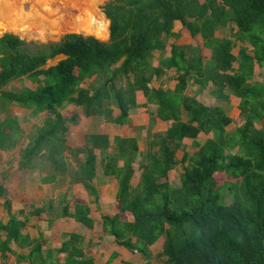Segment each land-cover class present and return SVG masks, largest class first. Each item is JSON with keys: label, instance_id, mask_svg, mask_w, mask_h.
<instances>
[{"label": "trees", "instance_id": "16d2710c", "mask_svg": "<svg viewBox=\"0 0 264 264\" xmlns=\"http://www.w3.org/2000/svg\"><path fill=\"white\" fill-rule=\"evenodd\" d=\"M102 10L109 20L107 41L77 33L41 45L12 33L0 37V151H9L21 139L19 119L1 117L9 106L32 110L36 116L46 113L24 148L20 167L34 170V161L37 166L48 162L53 172L42 178L45 183L68 173L97 204L96 181L113 177L119 212L103 215L102 226L116 244L149 259L150 247L164 238L159 254L166 258L163 264H264V80L252 82L255 66L264 67V0H109ZM177 20L193 36H202L211 57L205 60L200 47L173 45L171 56L155 68L153 55L165 49ZM227 27L233 39L215 36ZM238 42L252 49L241 47L235 56ZM58 56L64 59L46 67ZM163 69L176 70L174 90L150 87ZM26 80L36 86H11ZM88 80L87 87L81 86ZM191 80L202 88L212 84L217 100L228 101L230 94L240 97L242 126L228 131L233 120L222 107L206 106L187 95ZM138 91L157 105V117L170 122L165 133L152 134L146 154L140 153L136 137L115 136L112 144L108 135L89 134L82 148L66 144L69 123L76 122V115H62L66 104L81 108L86 117L123 126L131 123L130 115L140 106ZM200 133L214 137L194 142L198 150L184 152L178 160L183 140H196ZM139 156L142 172L134 187ZM179 164L183 172L180 184L174 185L169 173ZM218 173L230 181L218 184ZM5 191L0 183V196ZM222 191L233 196L230 204L222 202ZM4 207L8 217L0 219L1 258L10 254L17 263L95 264L84 252L82 235L67 234L60 247L44 249L43 235L22 233L25 212L19 211L23 219L13 213L8 199ZM90 213L88 204L78 203L74 212L65 206L62 215L91 228L95 221ZM12 245L27 251L17 253Z\"/></svg>", "mask_w": 264, "mask_h": 264}, {"label": "rangeland", "instance_id": "374dc122", "mask_svg": "<svg viewBox=\"0 0 264 264\" xmlns=\"http://www.w3.org/2000/svg\"><path fill=\"white\" fill-rule=\"evenodd\" d=\"M36 1V0H34ZM45 0H37V2H42ZM53 2V0H50ZM59 1L63 6L67 5L69 9L74 10L73 12H78L79 16L84 20L86 15V10L90 8V3L92 0H55ZM96 1V0H95ZM109 0H97V4L92 5L94 9H97L100 13H103L102 6ZM204 2L205 0H200ZM17 2H27V0H17ZM84 5V6H83ZM52 7V5H50ZM74 6V7H73ZM33 8V7H32ZM73 8V9H72ZM86 10H83L85 9ZM9 8H6V11ZM22 9H25L23 5ZM79 10V11H78ZM61 15V14H60ZM22 16V14H21ZM26 25L30 24L31 32L28 35H21L13 30H5L0 32V35L5 33H12L19 36L21 39L26 40L28 43H35L38 45L41 44H49V43H57L59 42L66 34L69 33H77L82 34L84 36H94L102 41H107L109 37V20H108V33L107 37H97L94 34H85L83 32H79L76 30V27L69 22V18L65 17L64 20L62 19L60 22V26L52 27L54 34L50 35L48 38H43L38 35L39 25L36 23H32L31 17H24ZM57 18V16L55 17ZM54 18V19H55ZM61 19V18H60ZM50 21V20H49ZM21 22V19H20ZM221 36H224L225 33H220ZM167 41V40H166ZM64 59V56H58L55 59L48 61L46 67L56 65L60 60ZM255 81H262L263 74L256 75L254 77ZM88 80L85 83H82L81 86L87 87L89 82ZM123 81L122 84H124ZM29 86L35 87L36 85L31 83L29 80H26L22 83L16 81L13 82L11 86L20 88L21 86ZM157 85V84H156ZM10 88V87H9ZM139 94H141L139 92ZM137 95V94H136ZM152 109V108H151ZM148 109L146 112L147 114L153 115L154 109ZM62 115L65 118H70L76 115V122L69 123V129L65 133V141L66 144L73 148L78 149L82 148L86 145L87 140L86 136L89 134H96V132L100 131L101 124L106 123L107 121L103 117H86L82 112L81 108L76 107L72 104H66L64 108L60 109ZM116 111V109H115ZM116 112L119 113L117 110ZM136 112V110L134 111ZM133 112V113H134ZM143 114L145 111L141 109L139 111ZM157 114V113H156ZM154 113L150 124L151 130L150 132H146L147 129L143 128V124L139 126H134L133 123L128 124L125 127V131H123V135L127 136H135L138 139V143L140 146V153L146 154L150 147V142L152 140V129L155 126V117L157 116ZM5 116L16 117L19 119L20 128L22 129L21 139L18 145L11 148L9 151L1 152L0 151V181L5 186V194L4 196H0V219L3 221L7 220L8 214L4 207V201L8 199L11 202L12 212L17 213L20 218H25V215L28 217L27 224L24 227L22 233L29 234L31 238H39L40 234L43 235L41 238L43 240L44 249L49 248H58L61 246L62 242L66 240L68 237L65 236L70 233L80 234L83 237V243L85 246V240L89 238H98L102 236L104 238L113 237L109 236L103 230L102 226V216L103 215H111L118 212V204L115 200V191H116V181L111 178H103L96 181L97 190L99 194L98 204L94 202V197H92L88 191L81 185L75 184L72 182L71 176L68 175H58L57 179L52 183H45L42 178H46L53 172L52 166L48 162H43L42 165L37 166L36 161H34L36 168L34 170L22 168L20 167V161L22 160V154L24 152V148L30 142L32 138V134L34 133L36 127L42 126L43 121L48 116L46 113H41L39 115H33L32 110H27L23 108H19L16 106H9L5 112L1 113V117L4 118ZM147 117V116H146ZM258 125V124H257ZM260 126V125H259ZM232 128L228 126L226 129L229 130ZM120 129V128H119ZM209 135V134H208ZM204 136V135H203ZM214 137V134H211V138ZM205 138V136H204ZM114 139V138H113ZM204 140V139H202ZM113 144V141H112ZM184 146V144H183ZM184 151H195L196 148L190 143H186ZM183 148V147H182ZM180 150V149H179ZM198 150V149H197ZM237 151V149H235ZM97 156L99 157V161L101 160L100 152L98 150L95 151ZM195 152L188 153L192 155ZM179 156L184 154L182 149L179 151ZM65 156L70 158L69 150L65 152ZM82 157V156H80ZM142 157H138V163H136V167H139V162L141 161ZM38 160V159H37ZM38 162V161H37ZM71 162V160L69 161ZM72 165L75 166L76 163L72 162ZM139 169V168H138ZM69 170V169H68ZM67 170V171H68ZM98 171H101L99 168ZM183 171V167L181 165L177 166L175 171L170 174L169 182L174 185L180 184V175ZM71 173V171H70ZM140 172H137L136 178L133 181V184L136 185L137 181H139ZM218 184H223L224 182L230 181V179L226 178L225 174H218L217 175ZM232 181L236 182V180L231 179ZM101 182V183H100ZM115 184V186H114ZM225 190V189H224ZM222 202L230 204L234 198L233 196H229L226 194L225 191H222ZM88 204L91 208L90 216L95 220L93 227H88L79 222L75 221L73 218L65 217L62 215L63 208L67 206L71 212H74L76 204ZM51 205V206H50ZM38 208H46V210L40 215H32L35 209ZM24 211L25 215H20L19 211ZM62 215V216H61ZM58 216V218L56 217ZM50 218H52V223L50 224ZM127 219V217H123ZM132 220V217H129V220ZM16 252H24L21 251L17 246H13ZM153 247V251L155 255L151 256L147 260L143 256L140 258L141 263L144 261L148 264H163L165 261V257H161L158 255L163 249V239L161 240L160 244H156ZM27 250H25L26 252ZM151 251V250H150ZM139 254V253H138ZM5 259L2 258L3 262L0 264H17L16 258L14 256L6 255ZM29 264V263H25Z\"/></svg>", "mask_w": 264, "mask_h": 264}, {"label": "crops", "instance_id": "0c3cea01", "mask_svg": "<svg viewBox=\"0 0 264 264\" xmlns=\"http://www.w3.org/2000/svg\"><path fill=\"white\" fill-rule=\"evenodd\" d=\"M231 27L234 28V32L237 30L234 25H232ZM231 27L219 29L218 31H216L215 36L218 38H232L233 39V37L231 35L232 34ZM172 31H173L174 35L167 38L165 49L162 51H156L154 53L153 59H152L153 67H155V68L159 67L161 60L169 58L171 56V49H172L173 45L200 47L201 51H202V55L204 56V59L205 60L210 59L212 51L210 49L204 47L203 38L200 34L193 36L191 34V32L183 25V23L181 21H178V20L174 22V27H173ZM222 32L225 33L224 36L220 35V33H222ZM244 46L248 47L249 50L252 49L248 44L244 45V44L238 42L235 49L233 50V54L235 56H237L240 48L244 47ZM163 71H164V73L161 76H154L153 77V80L150 83V87H153L156 89L163 88L166 90L167 89L174 90L177 83H178L176 70L175 69H170V70L163 69ZM257 74L258 75L263 74V80H264V67L261 68L258 65H256L255 69H254V77ZM254 77H253L252 82H262L263 81V80L262 81H255ZM213 90H214V87L212 84H209L205 88H202L200 85L195 84L193 82V80H191L186 94L196 97V99L199 102H201L202 104H204L206 106H214V107L220 106V107H222L226 111L227 115L230 118H232V120H233V122L231 124L232 128L229 129L228 131L235 130L238 127L242 126L244 120L241 117V110L239 109V105L241 102L240 97L233 95V94H230L228 101H220V100H217L214 97V95L212 94ZM139 92L141 94H139ZM137 103L140 106L136 109V112H134L130 115L131 123H133L134 126H139V125L143 124L142 125L143 128L147 129L146 132H148V131L150 132V130H151L150 124L152 122H154L153 120H151V118H152V116H154V113L155 114L157 113V105L153 104V103H148L147 99L144 96V93L142 91L137 92ZM151 108L154 109L153 115H151L150 113L147 114V112H146L148 109L153 111ZM141 109H143L145 111L143 114H141L139 112ZM116 111H115V115H118L119 113ZM183 116H184L183 120L187 121V116L185 114ZM155 121L156 122H155L154 128L152 129V134L165 133L168 130V128L170 126V122L163 121L157 116L155 117ZM231 125H229V126H231ZM259 125L260 124H258V125L256 124V127L261 128L262 125H260V126ZM127 126L128 125L120 126V125H117L114 123L106 122L104 124H101V126H100L101 129L99 132H96V134L108 135L110 137L111 142L113 141V138L115 136L135 137V136H129L128 134H127V136L123 135V131H125L124 128ZM211 134L212 133H210L209 135H206V134L200 133V135L198 136V138L196 140L191 139V138L184 139L183 140L184 146H183V148H181L182 151L187 152V153L196 152L197 151L196 147H195L196 148L195 151H191V152L187 151V150L184 151V149L186 147L185 146L186 143H190L191 145H193L194 142H198L200 144H203L205 141H207L208 139L211 138ZM203 135L205 136V138ZM202 139H204V140H202ZM139 149H140V146H139ZM180 150H178L176 153V158L178 160H180L183 156V154L181 156H179L178 153ZM179 165H181L183 167L182 164H179ZM179 165H177V166H179ZM176 167L174 168V170H172L169 173V177H170V174H172V172L175 171ZM137 172L141 173L142 171L136 167V172H135V175L132 179V185L134 187H136L137 184L139 183V181H137L136 185L133 184V181L136 178ZM218 174H220V173H218ZM218 174H216V175H218ZM140 176H141V174H140ZM111 178H113V177H111ZM139 180H140V177H139ZM0 183H1V181H0ZM116 185H117V187H116V191H115V200L117 202L118 184L116 183ZM114 186H115V184H114ZM117 204H118V202H117ZM118 212H115L112 215H115ZM80 224H82V223H80ZM162 239H163V243H164V238H160L154 245L160 244ZM84 240L86 242L85 246H84V252L86 253L87 256H90L94 259L95 264H148L149 263V261H148V263H146L144 261L141 263V261H140V258L142 257L141 254H138V252H136V251L128 250L127 248H125L123 246H119L114 241V238L110 239V237L104 238L102 236H99L97 239L96 238H93V239L89 238V239H84ZM13 246L14 245H12V248L14 249ZM162 249H163V247H162ZM20 250L25 252V250H23V249H20ZM150 250H151L152 256L155 255V252L153 251L152 246L150 247ZM161 252H159L158 255ZM17 253H23V252H17ZM12 256H14L16 258L15 255H12ZM0 261H1V263L3 262L1 257H0ZM16 263H17V261H16ZM25 263H28V262H22V263H17V264H25Z\"/></svg>", "mask_w": 264, "mask_h": 264}, {"label": "bare ground", "instance_id": "6f19581e", "mask_svg": "<svg viewBox=\"0 0 264 264\" xmlns=\"http://www.w3.org/2000/svg\"><path fill=\"white\" fill-rule=\"evenodd\" d=\"M95 4H97V0H92L89 4L90 8L88 10L86 8L83 9L86 10V15L84 20H82L81 17L80 19L76 17L79 16L78 12H73L74 10L69 9L67 5L63 6V4L55 0L53 2L50 0L42 2L27 0L25 3H18L17 0H0V32L13 30L21 35H29L32 28H30V24L26 25L22 19V16L25 15L24 17L32 16L30 18L32 23L39 25V28H37L38 35L48 38L54 34L51 28L59 27L61 20L68 17L69 22L76 27L77 31L85 34L91 33L97 37H107L108 20L102 13L92 7ZM23 5L25 9H22ZM6 8L9 9L6 11ZM56 16L57 18H55Z\"/></svg>", "mask_w": 264, "mask_h": 264}, {"label": "water", "instance_id": "95a60500", "mask_svg": "<svg viewBox=\"0 0 264 264\" xmlns=\"http://www.w3.org/2000/svg\"><path fill=\"white\" fill-rule=\"evenodd\" d=\"M4 34L0 35V37H2ZM109 38V37H108Z\"/></svg>", "mask_w": 264, "mask_h": 264}]
</instances>
